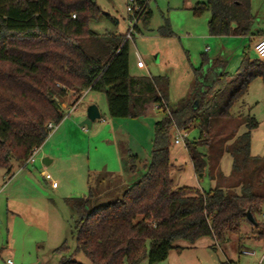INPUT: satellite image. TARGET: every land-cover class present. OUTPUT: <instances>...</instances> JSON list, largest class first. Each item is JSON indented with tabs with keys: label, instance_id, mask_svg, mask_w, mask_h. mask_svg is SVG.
<instances>
[{
	"label": "trees",
	"instance_id": "1",
	"mask_svg": "<svg viewBox=\"0 0 264 264\" xmlns=\"http://www.w3.org/2000/svg\"><path fill=\"white\" fill-rule=\"evenodd\" d=\"M139 5L143 12L137 16L138 23L147 29L152 14L145 1ZM191 11L194 16L210 13V36L250 34V0H206ZM99 18L111 21L96 0H0V169L10 173L13 163L19 168L44 144L50 134L48 123L57 127L62 122L61 105L70 94L74 96L71 105L84 92L104 94L112 119L136 118L153 103L164 117L153 126L151 158L143 176L119 199L102 206H92L91 192L66 200L76 214L73 256L82 254L90 264H140L143 260L157 264L177 248L178 241L193 245L204 237L220 242L239 235L243 223L254 226L247 214L258 229L255 214L263 196L253 194L240 180L228 189L175 187L170 148L174 130L187 131L199 122L197 140L184 141L195 175L204 174L211 166L206 148L214 121L230 117L236 100L260 74L252 72V67L260 65L244 61L237 78L229 81L225 62L204 60L201 68L194 69L189 97L169 106L168 78L131 76L129 40L91 31L89 23ZM137 24L134 29L140 33ZM160 36H172L166 19ZM207 64L208 81L201 73ZM245 126L246 132L231 146L223 145L234 162L236 153L249 152L250 131L256 123L250 120ZM127 155L128 171L134 174L138 158ZM214 175L218 181L224 179L220 169ZM258 239H264V229ZM66 249L63 244L53 252L61 254ZM58 264L81 263L69 257Z\"/></svg>",
	"mask_w": 264,
	"mask_h": 264
},
{
	"label": "rangeland",
	"instance_id": "2",
	"mask_svg": "<svg viewBox=\"0 0 264 264\" xmlns=\"http://www.w3.org/2000/svg\"><path fill=\"white\" fill-rule=\"evenodd\" d=\"M141 1L147 3L152 16L147 29L140 23L137 24L140 33L133 29L129 40V73L135 77H167L169 106L189 97L195 80L194 69L201 68L204 60L210 62V59L223 56L229 81L237 78L244 61L260 65L252 67V72L259 71L260 74L236 100L230 109V117L214 121L210 145L206 148V153L211 154V166L205 170L202 179L193 171L185 141L181 140L177 145L173 143L174 130L170 148L174 186L207 191L220 186L228 189L235 180H240L253 194L264 197V58L255 53L254 40L248 36L226 40L210 36V13L194 16L191 11L195 4L206 0ZM96 3L118 24L115 26L105 18H99L89 23L90 30L99 35L124 33L125 38L134 25L127 12L128 0H96ZM250 14V34L256 37L264 32V0H250ZM164 19L172 32L168 38L160 36ZM137 62H141L144 68L138 69ZM208 67V64L202 67L201 72L206 81ZM71 102H74V96L70 94L61 105L62 122L49 134L35 155L34 164L11 173L0 169V264H6L7 259L13 264H58L61 259L69 257L78 263L90 264L82 254L73 256L75 237L72 228L76 214L66 200L91 192L93 207L114 202L126 188L120 179L125 178L131 184L136 182L150 161L153 126L164 117L163 110H156L155 104L147 105L136 118L112 119L102 93L86 92L81 105L67 116V104ZM90 105L96 106L100 119L87 129L79 126L84 119L75 117L86 116ZM250 120L256 123V127L250 131L248 155L243 151L236 153L237 162H234L225 148L246 132L245 125ZM181 133L185 134L188 143L197 140L199 122ZM127 154L138 158L134 174L128 171ZM47 156L55 160L44 166L41 160ZM218 169L224 176L221 181L214 175ZM42 172L50 175L57 183V189H52L43 179ZM117 174L119 179L115 177ZM176 177L178 183H175ZM115 181L117 186L113 187ZM255 220L258 229L243 223L239 235H229L220 242L212 237L201 238L193 245L178 241L174 245L177 248L157 264H264V239H258L259 231L264 229V201ZM63 244L66 251L61 254L53 252ZM242 251L254 254L246 255ZM140 264H147V261Z\"/></svg>",
	"mask_w": 264,
	"mask_h": 264
},
{
	"label": "built area",
	"instance_id": "3",
	"mask_svg": "<svg viewBox=\"0 0 264 264\" xmlns=\"http://www.w3.org/2000/svg\"><path fill=\"white\" fill-rule=\"evenodd\" d=\"M140 1L141 0H128L127 12L131 15V20L134 23V25L129 29V31L126 34L125 39H127V40L132 39L134 26L138 23L137 16L143 12V8L139 5ZM254 51L259 58H262V59L264 58V33L259 37V39L255 43ZM136 66L138 69L144 68V65L141 62H137ZM77 106H78V102L69 106V108H67V110H68L67 116H70L76 110ZM155 109L160 110V106L156 105ZM47 128L51 133L57 127H55L51 123H48ZM174 136H175V138L173 139V143L176 145L179 144L181 142V140H185V134L183 136L181 131L176 130V132L174 133ZM39 149L35 150L30 155V157L26 160V162L22 166H20L19 168H22L25 165L34 164V162H35L34 158H35V155L38 153ZM41 175L45 181L51 182L52 188L57 187V183L52 181L50 175L44 174V173H41ZM241 253L246 254V255H253L254 254V252H248V251H242ZM6 264H13V263L10 259H8V260H6Z\"/></svg>",
	"mask_w": 264,
	"mask_h": 264
},
{
	"label": "crops",
	"instance_id": "4",
	"mask_svg": "<svg viewBox=\"0 0 264 264\" xmlns=\"http://www.w3.org/2000/svg\"><path fill=\"white\" fill-rule=\"evenodd\" d=\"M105 13V12H104ZM105 14H107V13H105ZM107 15H109V14H107ZM110 16V18H111V21H108V22H110V23H112L113 25H115V26H117V24H118V22H117V20L116 19H114L111 15H109ZM209 22V21H208ZM264 32H261V33H259L258 34V36H256V37H254V36H252L251 34H249L248 35V38H250V39H252V40H254V42L256 43L257 42V40L259 39V37L263 34ZM124 34V33H123ZM122 34V35H123ZM246 37V36H245ZM227 38H235V39H241V38H243V37H219V39H221V40H226ZM223 58V59H222ZM211 61H214V60H219V61H223L224 60V57L223 56H219V57H215V58H213V59H210ZM208 75H209V77L211 76L210 75V73H207ZM211 78V77H210ZM88 93V92H87ZM86 94V92H84L83 94H82V96H81V98H80V100H79V102H78V105H81V101H82V99H83V96ZM73 102H71L70 104H67L68 105V107L69 106H71V104H72ZM71 116V115H70ZM76 119H79V120H83V119H85V115L83 114V115H78V116H76L75 117ZM91 127H93V124H92V126ZM53 137H55V135L53 136ZM52 137V138H53ZM40 149H41V147H40ZM39 149V150H40ZM47 159H49L50 160V163L49 164H52L53 162H54V160L55 159H53V158H50V157H46ZM175 162H176V159H175ZM173 165V164H172ZM12 168H11V170H10V173L12 172V171H14V170H16V169H18V165H16L15 163H13L12 165ZM174 166V165H173ZM6 171V170H5ZM43 173V172H42ZM179 174V173H178ZM14 176V174L11 176V177H13ZM115 177L116 178H120V176L117 174V175H115ZM179 178H177L176 177V182L175 183H178L179 182V180H178ZM120 180H122L121 181V184L122 185H124L126 188H124V189H122V192L121 193H123L127 188H128V186H130L131 185V183L129 182V181H126V179L125 178H121ZM49 184H50V186H51V188H52V185H51V182H49V181H47ZM117 182L115 181V183L113 184V187H116L117 185ZM58 187H56V189H57ZM178 188H180V187H178ZM52 189H55V188H52ZM120 195H122V194H120ZM86 196V195H85ZM85 196H83V197H85ZM8 260V259H7Z\"/></svg>",
	"mask_w": 264,
	"mask_h": 264
},
{
	"label": "water",
	"instance_id": "5",
	"mask_svg": "<svg viewBox=\"0 0 264 264\" xmlns=\"http://www.w3.org/2000/svg\"><path fill=\"white\" fill-rule=\"evenodd\" d=\"M198 102L195 101L193 104V109H196ZM100 119V114L98 112V109L96 108L95 105H90L87 110H86V116L85 119L79 124L80 127H85L87 129H90L92 124ZM41 163L44 166H48L50 163V160L47 158H43L41 160ZM204 177V174H199L198 178L202 179ZM247 220L249 221V223H251L252 225L255 226V221L253 219V217L250 214H247Z\"/></svg>",
	"mask_w": 264,
	"mask_h": 264
}]
</instances>
